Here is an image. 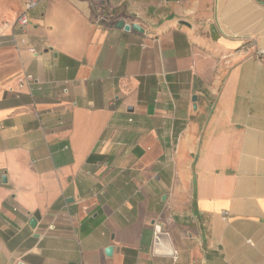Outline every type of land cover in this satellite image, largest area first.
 <instances>
[{
  "label": "crops",
  "instance_id": "1",
  "mask_svg": "<svg viewBox=\"0 0 264 264\" xmlns=\"http://www.w3.org/2000/svg\"><path fill=\"white\" fill-rule=\"evenodd\" d=\"M26 1L0 0V264H264V0H44L22 35Z\"/></svg>",
  "mask_w": 264,
  "mask_h": 264
},
{
  "label": "built area",
  "instance_id": "2",
  "mask_svg": "<svg viewBox=\"0 0 264 264\" xmlns=\"http://www.w3.org/2000/svg\"><path fill=\"white\" fill-rule=\"evenodd\" d=\"M44 0H27L22 12L20 13L19 17L16 19V21L12 24L13 27L17 28V30L22 34L25 35L28 31V28L31 25V19H30V12L35 9L41 2ZM12 42L14 46L19 47L20 45L27 46V40L25 38H22L20 42H18L15 38L12 39ZM20 49V48H19ZM28 50L36 55L37 52L33 48H28ZM258 57L261 61L264 62V50L259 49L257 52ZM32 80L31 76H25L23 79L18 81V86L23 87L24 84H27Z\"/></svg>",
  "mask_w": 264,
  "mask_h": 264
},
{
  "label": "water",
  "instance_id": "3",
  "mask_svg": "<svg viewBox=\"0 0 264 264\" xmlns=\"http://www.w3.org/2000/svg\"><path fill=\"white\" fill-rule=\"evenodd\" d=\"M117 26H118L119 28H122V27L124 26V22H123V21H120V22L118 23ZM133 29H134V30H140V28H139L138 26H136V25L133 26ZM4 180H5V178H4ZM34 224H35V221H32V225H34ZM113 250H114L113 247H108V248L106 249V254H107L108 256H111L112 253H113Z\"/></svg>",
  "mask_w": 264,
  "mask_h": 264
}]
</instances>
